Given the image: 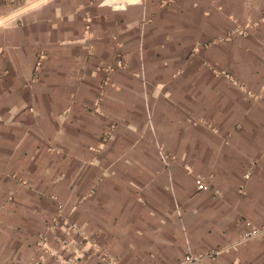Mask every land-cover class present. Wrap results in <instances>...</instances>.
<instances>
[{"label": "crops", "instance_id": "1", "mask_svg": "<svg viewBox=\"0 0 264 264\" xmlns=\"http://www.w3.org/2000/svg\"><path fill=\"white\" fill-rule=\"evenodd\" d=\"M120 1L0 0V264L61 209L117 264H264V0Z\"/></svg>", "mask_w": 264, "mask_h": 264}, {"label": "built area", "instance_id": "2", "mask_svg": "<svg viewBox=\"0 0 264 264\" xmlns=\"http://www.w3.org/2000/svg\"><path fill=\"white\" fill-rule=\"evenodd\" d=\"M119 2H121L119 0ZM250 24L232 31L231 37L247 36ZM122 66V61L118 62ZM111 128V127H110ZM107 129L103 141L111 136L112 129ZM248 178V175H246ZM197 191L209 190L204 178L197 180ZM264 238V224L253 227L244 233L237 244L246 243L252 239ZM222 250L211 251L203 254H187L177 264H204L214 259ZM35 256L28 264H88L90 259H95L96 264H117V259L87 230L81 225L67 218L63 210L47 225L46 231L38 237ZM237 264V263H233Z\"/></svg>", "mask_w": 264, "mask_h": 264}, {"label": "rangeland", "instance_id": "3", "mask_svg": "<svg viewBox=\"0 0 264 264\" xmlns=\"http://www.w3.org/2000/svg\"><path fill=\"white\" fill-rule=\"evenodd\" d=\"M20 25L22 26V27H26V26H28L29 24L28 23H26L25 25H24V23H20ZM89 49L92 51V50H94V45L93 44H91L90 46H89ZM119 59H122V58H119ZM124 62V61H123ZM122 66H123V63H122ZM76 66H74V67H71V69H73V68H75ZM89 67H91V68H93V69H97V66H89ZM125 67V66H124ZM149 68V67H148ZM116 69H120L119 68V65H115V67H114V65L113 66H104V67H100V68H98L97 69V71L96 72H99V78H98V80H99V83L97 84V86H98V90H99V96H98V100H102V98H101V95H103L104 94V92L107 90V86L110 84V82H112L113 81V71H116ZM107 72V73H106ZM96 76V78L98 77V75H95ZM100 101H97V108H98V106H99V104H100ZM107 129H109V127H107L106 129H105V132L107 131ZM110 129H112V132H113V127H111ZM109 139H107V141H108Z\"/></svg>", "mask_w": 264, "mask_h": 264}]
</instances>
